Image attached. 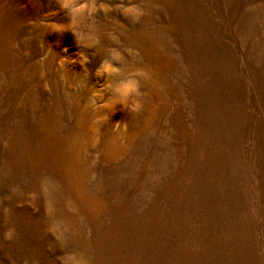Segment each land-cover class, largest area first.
<instances>
[{
    "label": "rangeland",
    "instance_id": "rangeland-1",
    "mask_svg": "<svg viewBox=\"0 0 264 264\" xmlns=\"http://www.w3.org/2000/svg\"><path fill=\"white\" fill-rule=\"evenodd\" d=\"M136 3L0 0V264H264V0ZM113 47L135 110L95 75Z\"/></svg>",
    "mask_w": 264,
    "mask_h": 264
},
{
    "label": "clouds",
    "instance_id": "clouds-1",
    "mask_svg": "<svg viewBox=\"0 0 264 264\" xmlns=\"http://www.w3.org/2000/svg\"><path fill=\"white\" fill-rule=\"evenodd\" d=\"M57 2L61 9L66 10L70 25L76 24L81 17L95 18V14L98 12L109 14L116 10L132 22H136L144 14L143 9L138 6L136 0H118L115 3L111 2V0H57ZM92 28L93 26L90 25L88 31L72 29L77 42L84 48H94L98 43V38ZM112 38L114 39L115 37ZM88 59L89 57L84 53L80 54L81 64H86ZM122 59L123 53L118 48H110L108 57L101 59L95 68V75L104 77L101 88L108 90L110 94L114 95L117 98L116 103L119 102L130 110H135L139 106V101L135 99V96L139 95V82L136 77L142 73L135 71L126 74L120 79H110L114 74L121 72L120 63ZM93 96L99 97L100 106L107 104V100L104 99V92L97 90L93 92ZM129 100H132L131 104H129ZM4 238L10 239V231H5ZM61 264H87V261L83 257L69 254L61 258Z\"/></svg>",
    "mask_w": 264,
    "mask_h": 264
}]
</instances>
